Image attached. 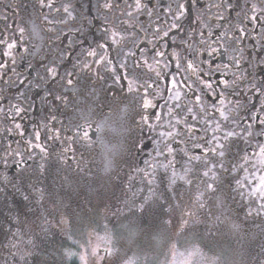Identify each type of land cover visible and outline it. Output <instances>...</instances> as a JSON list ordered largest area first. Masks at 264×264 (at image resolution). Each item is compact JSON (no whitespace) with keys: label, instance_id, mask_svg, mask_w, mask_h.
Segmentation results:
<instances>
[{"label":"flooded vegetation","instance_id":"af4514ba","mask_svg":"<svg viewBox=\"0 0 264 264\" xmlns=\"http://www.w3.org/2000/svg\"><path fill=\"white\" fill-rule=\"evenodd\" d=\"M142 3L137 11L134 0H0V229L13 242L0 254L40 253L33 242L44 222L78 218L94 201L120 217L121 206H144L175 181L180 218L202 194L206 239L217 235L223 198L242 206L243 231L224 237L243 261L264 264V14L250 19V5L264 0ZM125 29L111 44V32ZM111 125L130 129L117 142L126 154L114 192L98 185L91 194L86 172L97 178ZM163 196L137 218L169 212ZM23 237L32 243L18 246Z\"/></svg>","mask_w":264,"mask_h":264},{"label":"rangeland","instance_id":"374dc122","mask_svg":"<svg viewBox=\"0 0 264 264\" xmlns=\"http://www.w3.org/2000/svg\"><path fill=\"white\" fill-rule=\"evenodd\" d=\"M43 39L38 36L39 42ZM108 135V147L103 150L102 164L99 165L97 178L94 179L89 175V171L86 172L87 179L90 180L87 182V188L91 194L97 192L96 189L99 186L108 194L114 192L115 173L120 158L122 159L126 154L124 147L117 143L118 137L124 140L130 135V129L116 130L111 125L108 127ZM157 190L154 189V192L150 193L152 199L148 198L147 205L133 202V204L121 206L120 217L108 218L111 211L109 202L98 201H94L96 206L89 203V207H83L78 218L77 216L70 218L71 215L64 212L61 215V223L54 225L48 222L43 223L42 238L35 239L33 242L36 245L34 247H41L40 244L45 245L43 251L32 254H0V264H81L79 254H85V248L87 264H129V262L131 264H213V262L214 264H249L244 255L245 260L241 259L242 255L238 250H232L229 240L224 237V234L228 232L236 235L243 231L242 206H233L231 202L225 204L223 200L226 201V199L223 198L216 206L218 211L223 213L219 220L217 235L213 239H206L209 234L207 230L205 233L202 231V220L200 224H189L181 230V207H176L177 204H181V200L174 198L179 191L162 190L156 193ZM163 195L170 203L167 205L169 212L166 210L167 212L163 213V209L157 208L159 209L157 213V210L155 213L147 212L150 217L149 215L145 217L149 222L145 221L147 218H137V214H143L144 209H153L155 205L162 204ZM151 202L152 204H149ZM234 225L237 227L234 228ZM222 227L225 233H221ZM9 231H13L18 238L22 235L18 229ZM6 237L7 232L0 229V246L13 243ZM85 241L89 243L85 244ZM27 243L29 246L32 241L23 237L19 240L18 246L25 247ZM53 243L55 246H50ZM81 244H84V247H81ZM92 249L97 251L99 258L91 255ZM68 252H75L77 255L68 256ZM108 252L112 254L108 255Z\"/></svg>","mask_w":264,"mask_h":264},{"label":"snow or ice","instance_id":"6c2138e0","mask_svg":"<svg viewBox=\"0 0 264 264\" xmlns=\"http://www.w3.org/2000/svg\"><path fill=\"white\" fill-rule=\"evenodd\" d=\"M134 3H135V9L137 11H139L140 9H142L145 6V5H143L142 0H134ZM220 6H222V5H218V7H220ZM104 7L110 9L112 7V4L111 3H105L104 4ZM250 10L253 13L252 16L250 17V19H252L253 21L258 20L257 13L264 14V7L257 8V5L256 4H251L250 5ZM189 11H190V8H189ZM178 13L179 14L176 17L177 19H179V17L184 14V5L183 4L179 5ZM129 15H131V13H129ZM173 27H175V25H173ZM126 34H130V33H127V29H125L123 32L112 31L111 32V35H110L111 44L115 45L119 41H122L123 39H125V35ZM163 36L164 37H167L168 36V32L165 31L163 33ZM98 47L103 48V47H105V45L104 44H99ZM141 50H143V49L141 48ZM158 54H161L162 55V53H158ZM89 55H95V51L90 52ZM129 55L135 57L136 56V53L135 52H129ZM145 63H147V62L145 61ZM121 67H123V65H121ZM188 67H191V64H189ZM50 71L53 73V75H55V69H50ZM158 75H159V73H158ZM116 78L119 79L120 77H116ZM71 83H72V80H68V84H71ZM131 83L132 82L129 81V85H131ZM56 98H58V97H56ZM147 106L148 105L145 104V107H147ZM146 119L147 118L145 117V120ZM17 127H19V126H17ZM86 135H87V132L85 131V136ZM229 135H232V134L229 133ZM223 147L224 146L221 144L220 145V148L222 149ZM213 151L215 152V149H213ZM261 151L264 152V149H262ZM219 155L220 156H223L224 155V152L223 151H220L219 152ZM192 159H199V158L198 157H192ZM221 167H223V165H221ZM209 171H211V169H209ZM208 174H209L208 171H205L203 173L204 176H208ZM181 179H184V178L181 177ZM213 179H215V174H213ZM149 183H151V181H149ZM174 183H175V181H173L172 183L169 184V191H171L172 184H174ZM185 183H190V181H185ZM206 188L208 190L215 191V187H214L213 183H208L206 185ZM201 195L196 196V198H195V204L191 208L182 209V215H181V230H183V228L186 227V226H188L189 224H197V223H200L199 217H198L197 212H196V205H198L199 208H203L204 207V204L201 201ZM176 207L179 208L180 205L177 204ZM260 208H261V210H264V204H262L260 206ZM249 214H251V212H249ZM233 227L235 228L237 226L234 225ZM87 243H89V241H85V244H87ZM81 247H84V244H81ZM111 254H112L111 252H108V255H111ZM67 255L68 256H74V255H77V253H75V252H68ZM91 255L97 256V258H99V255H98V253H97V251L95 249H92ZM21 259H23V257H21ZM79 259L81 261V264H87V249L86 248H85V254H79ZM129 264H131V262H129ZM213 264H214V262H213Z\"/></svg>","mask_w":264,"mask_h":264},{"label":"trees","instance_id":"16d2710c","mask_svg":"<svg viewBox=\"0 0 264 264\" xmlns=\"http://www.w3.org/2000/svg\"><path fill=\"white\" fill-rule=\"evenodd\" d=\"M42 246H43V245H42ZM42 246H41V247H42ZM43 247H45V245H44Z\"/></svg>","mask_w":264,"mask_h":264}]
</instances>
